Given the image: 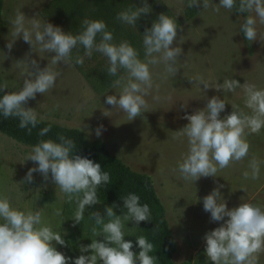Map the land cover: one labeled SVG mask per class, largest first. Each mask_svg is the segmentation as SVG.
Instances as JSON below:
<instances>
[{
  "label": "clouds",
  "instance_id": "clouds-1",
  "mask_svg": "<svg viewBox=\"0 0 264 264\" xmlns=\"http://www.w3.org/2000/svg\"><path fill=\"white\" fill-rule=\"evenodd\" d=\"M212 8L219 12L224 8L231 12L247 13L240 25L244 38L253 42L261 34L258 25H264V0H219L218 5L211 0H188L187 7ZM151 13V7L146 0L142 6L129 5L117 14L116 19L136 27V22L142 15ZM13 40L6 47L10 51L17 38L31 46L36 45L42 53H51L50 64L40 69L36 60L16 62L24 65L26 78L22 87L16 92H7V82L0 85V114L4 118H18L19 127L27 129L29 134L36 128L40 120L35 109L25 107L29 100H34L36 94L41 96L50 92L61 72L56 70L58 63L70 64L73 50L78 51V45L84 49L83 56H76L75 63L83 64L84 57L91 58L93 52H98L107 58V74L116 77L121 69L126 76H119L112 81V86L120 89L119 95H107L105 103L113 109H119L127 114L129 121L146 113L148 103L145 99L154 87L151 66L163 64L165 78L175 76L178 72V58L182 49L175 46L179 25L176 18L160 14L150 28L142 35L144 60L139 58V52L128 41L119 44L113 42L112 32L107 30L103 20L84 19V30L73 35L65 33L60 27L51 23L41 22L36 18L27 19L18 10L11 21ZM97 36L100 37L97 43ZM35 69L30 71L29 67ZM199 85L209 89L202 77H197ZM158 88V85H156ZM242 88L245 95V107L251 110L246 114L232 105V111L221 119L226 102L213 96L207 100L206 107L196 110L184 119L188 121L182 129L171 132L173 140L186 137L188 152L178 163L177 170L184 180L194 183L202 177H216L218 171L240 162L249 155L251 145L247 140L249 134H258L264 129V89L255 84H239L234 79H225L217 83L218 91L234 92ZM108 111L104 115L107 116ZM103 126L96 129V135L101 134ZM51 127H44L38 133L45 136ZM52 139L41 140L33 146L26 160L34 162L37 167L30 168L25 175V181L31 183L33 173H40L45 181L51 174L52 182L65 194L68 202L75 201L77 208L74 214L73 226L84 219L86 207L100 203L97 189L110 183V174L101 169L99 163L75 154L74 140L63 135ZM262 162L253 156L249 162V171L243 173L245 179L256 180L260 175ZM23 183V181L21 182ZM218 185L210 194L203 198V210L210 213V222L224 221L221 226L207 232L205 255L211 264H259V255L264 253V209L251 203H240L239 206L228 209ZM122 215L114 212L116 204L107 206L104 215L99 212L89 213V219L94 220L91 229L95 237H103L102 241L94 239L87 246H80L82 253L74 260L57 251L55 245L68 246L63 237L52 230L43 220L42 210L21 211L11 206L8 197L0 196V264H157L158 258L151 255L154 245L141 235L135 240L139 248L134 253L133 243L125 240V221L138 225L142 221L151 220L148 204H141L140 197L129 193L122 197ZM57 215L60 211L57 210ZM107 217V222H105ZM227 217V220H225ZM97 228L100 231H97ZM90 252V255L83 253Z\"/></svg>",
  "mask_w": 264,
  "mask_h": 264
},
{
  "label": "rangeland",
  "instance_id": "rangeland-1",
  "mask_svg": "<svg viewBox=\"0 0 264 264\" xmlns=\"http://www.w3.org/2000/svg\"><path fill=\"white\" fill-rule=\"evenodd\" d=\"M49 0H3L0 16V85L7 82V92L19 91L26 78L24 65L16 62L36 60L40 69L50 64L51 53H42L39 46H31L17 38L9 51L7 43L13 40L11 21L20 10L27 19L39 17V10ZM180 21L176 42L182 54L178 58V72L165 78L163 64L151 66L154 87L145 97L146 113L129 121L127 114L105 103L107 95H119L120 89L112 87L103 94L91 91L71 64L58 63L61 72L54 88L42 96L36 94L25 107L33 108L38 119L62 127L79 130L88 141L100 140L109 153L132 171L150 177L161 201L169 228L174 236L177 251L173 261L180 264H211L205 255L204 235L221 226L224 221L210 222V213L203 210V198L218 185L228 209L240 203H251L264 209V129L249 134V155L240 162L218 171L216 177H202L192 183L184 180L177 165L188 152L187 138L173 140L172 133L182 129L188 121L186 115L206 107L208 99L220 97L227 104L220 118L232 111V105L246 114L242 88L234 92L218 91L217 83L234 79L239 84H255L264 89V25H258L261 36L251 42L249 55L239 37V18L231 11L220 8L193 7L195 16L187 20L184 15L185 0H163ZM214 5L219 0H211ZM145 59V58H144ZM142 59V60H144ZM30 71L35 69L29 67ZM125 74L124 76H126ZM202 77L209 89L196 82ZM158 85V88L156 87ZM108 111L107 116L104 115ZM103 126L101 134L96 129ZM32 148L19 144L0 133V196L8 197L13 208L21 211L42 210L43 220L60 235L64 193L51 180L45 181L38 172L31 183L25 181L30 168L37 165L26 160ZM255 156L260 164L259 179H245L243 173L251 171L249 162ZM23 181V183H21ZM57 210L60 215H57ZM227 220V217H225ZM3 221L0 220V223ZM59 251V245H55ZM264 264V253L259 255Z\"/></svg>",
  "mask_w": 264,
  "mask_h": 264
},
{
  "label": "trees",
  "instance_id": "trees-1",
  "mask_svg": "<svg viewBox=\"0 0 264 264\" xmlns=\"http://www.w3.org/2000/svg\"><path fill=\"white\" fill-rule=\"evenodd\" d=\"M151 7V13L142 15L136 22V27L129 26L116 19L120 11L125 10L129 5L137 7L142 6V0H49L40 10L39 17L43 22L51 23L60 27L65 33L73 35L79 34L84 30L82 21L103 20L107 25V30L112 32L113 42L119 44L121 41H128L139 52V58L144 59V48L142 43V35L146 28H150L152 23L157 20L160 14H167L176 18L172 11L167 7L163 0H146ZM239 0H237L238 5ZM186 8L184 15L187 20L194 18L196 12L194 8L187 7L188 0H185ZM3 7V0H0V16ZM232 12L239 18V37L242 39L249 55L253 53L252 43L247 41L243 33L240 32V25L244 22L247 13H237L234 8ZM176 22L181 26L180 21L176 18ZM100 37L97 36V43ZM84 49L78 45V51L73 50L72 62L70 63L74 70L82 77L88 87L95 94H103L111 89L112 81L119 76H124L126 72L121 69L118 76L113 77L107 74L108 61L107 58L98 52H93L91 58L84 57L83 64H76V56H83ZM4 92L0 91V96ZM51 127V131L45 136L38 133L44 127ZM0 133L11 140L33 148L39 141L52 139L56 142L59 135H63L67 139L74 140L76 144V155L86 157L95 163L101 165V169L110 174V183L102 185L97 189V197L99 204L86 207L84 219L80 224L73 226L74 214L77 205L75 201L68 202L64 194V202L62 206L61 225L63 232L61 236L68 246L59 245V251L65 256L75 259L82 253L79 251L80 246H87L92 240L102 241L103 237H95L92 235L91 229L95 226L94 220L89 219V213L99 212L104 215L105 208L116 204L114 212L122 215L123 201L122 197L129 193H135L140 197L141 204H148L151 212L150 221H142L138 225L132 221H125V240L133 243V251L138 254L139 248L136 246L135 240L138 236H145L149 242L154 245V252L158 260L157 264H177L173 261V256L177 251L174 236L169 228L165 216V209L159 200L152 181L149 176L132 171L124 165L120 160L113 157L106 148V145L100 140L88 141L84 135L77 129H69L55 123L42 121L38 123L36 128L31 130L29 134L27 129L19 127L18 118H4L0 114ZM107 222V217H105ZM97 231H100L97 228ZM90 255V252L83 253ZM180 264H191L185 261Z\"/></svg>",
  "mask_w": 264,
  "mask_h": 264
}]
</instances>
